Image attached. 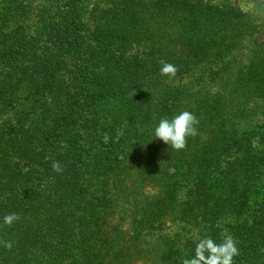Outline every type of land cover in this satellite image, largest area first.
<instances>
[{"label":"trees","instance_id":"trees-1","mask_svg":"<svg viewBox=\"0 0 264 264\" xmlns=\"http://www.w3.org/2000/svg\"><path fill=\"white\" fill-rule=\"evenodd\" d=\"M225 1L0 0V264H180L168 222L264 264V10ZM182 110L186 148L150 142Z\"/></svg>","mask_w":264,"mask_h":264},{"label":"clouds","instance_id":"clouds-1","mask_svg":"<svg viewBox=\"0 0 264 264\" xmlns=\"http://www.w3.org/2000/svg\"><path fill=\"white\" fill-rule=\"evenodd\" d=\"M177 68L174 64L161 61L159 74L169 79L174 78ZM199 120L193 112L182 110L172 115L159 116L149 126L148 135L150 142L159 140L167 145L172 151L184 150L187 146V138L195 137L198 134ZM52 169L61 173L63 167L59 162H53ZM20 217L15 212H10L0 217V227H11ZM6 249L12 248L10 240L0 241ZM238 241L231 235H226L222 241L217 242L211 235L204 233L196 240L191 255H184L180 264H236L235 258L240 256Z\"/></svg>","mask_w":264,"mask_h":264},{"label":"rangeland","instance_id":"rangeland-1","mask_svg":"<svg viewBox=\"0 0 264 264\" xmlns=\"http://www.w3.org/2000/svg\"><path fill=\"white\" fill-rule=\"evenodd\" d=\"M229 4H235L238 5L239 7H241L243 10L247 11V12H259L261 10H264V0H227L225 1ZM249 44H248V48H249ZM248 51V50H247ZM201 72L198 70H195L194 74L198 75ZM250 116V120L251 121H255V120H259L260 118H262V116L264 115V106H260L258 108V110L256 111V114L253 113H249L248 114ZM150 192L145 188L144 190V195H148ZM181 197H183V194H180ZM127 225V223H126ZM129 230V226L128 227H124V229ZM130 231V230H129ZM198 230L187 226V225H182L181 223H171L168 222L165 225V228L162 232H160L158 234L157 238H170V239H176L177 236L184 239V241H193L195 242L198 239ZM149 240V241H148ZM143 245H146L147 242H150V239H148L147 237L143 238L142 240ZM194 244V243H193Z\"/></svg>","mask_w":264,"mask_h":264}]
</instances>
